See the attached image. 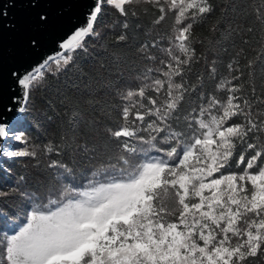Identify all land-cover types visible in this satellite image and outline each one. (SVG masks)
Masks as SVG:
<instances>
[{
	"label": "snow or ice",
	"instance_id": "obj_1",
	"mask_svg": "<svg viewBox=\"0 0 264 264\" xmlns=\"http://www.w3.org/2000/svg\"><path fill=\"white\" fill-rule=\"evenodd\" d=\"M54 2L0 0V161L29 158L40 170L31 184L14 181L19 211L0 208V264H264V0H73L85 20L73 17L53 41L63 15ZM143 5L158 14L130 25ZM106 6L123 20L106 24ZM169 15L170 29L151 36ZM138 32L150 38L133 56L110 50L131 47ZM6 33L17 38L10 63ZM85 62L99 68L89 75ZM44 90L60 132L41 148L25 131L37 127L29 107ZM38 152L59 159L42 165Z\"/></svg>",
	"mask_w": 264,
	"mask_h": 264
},
{
	"label": "trees",
	"instance_id": "obj_2",
	"mask_svg": "<svg viewBox=\"0 0 264 264\" xmlns=\"http://www.w3.org/2000/svg\"><path fill=\"white\" fill-rule=\"evenodd\" d=\"M142 7H145L148 9L147 14L145 15L142 11V8L138 7L136 10L138 12V18L136 17H129V23L130 25L134 24H140L143 23L145 25H149V22L154 19V17L158 14L157 10L153 8L151 5H143ZM105 16L104 20L106 24H118V22L123 20V17L119 14L118 10L114 9L111 6H106L105 9ZM173 16L169 15L166 23L163 26L160 27H154L151 29V36H163L171 27L173 24ZM150 26V25H149ZM120 34V28L117 26L115 31L110 32L107 36V43L111 45L116 37ZM130 36L133 37L132 39V46L129 48H117V49H110L111 51L115 52H127L129 56H133L135 54V46L139 43L144 41L145 39H149L150 37H146L143 33H129ZM197 36L203 37L208 35L207 29L202 28L198 29L196 32ZM259 37L257 36V39ZM92 46L89 48V51L93 53V55L96 57V60L99 62H107L104 55H102L98 51H93L94 49L98 50L100 49V45L95 41L92 40L91 42ZM165 47H167V43L164 44ZM197 54L205 53L206 48L201 47L200 45H196ZM218 55H223V53L220 52L219 49H217ZM246 54L249 56V58H253V52L250 49H246ZM227 62V59H225V63ZM203 62L201 64L197 65V68H202ZM81 67L83 68V71L85 73H88L89 75L94 74L95 69L99 68V63L95 65V69L93 68V65L88 63H82ZM73 79H79V77L76 76L75 69L68 74ZM63 77L60 78V80H56L52 77H49V83L52 88L60 87L64 88L63 83ZM260 76L257 75V80L259 81ZM87 83V80H84L81 82V87L83 88L84 84ZM259 90V85H258ZM215 94V93H214ZM223 95L222 93L220 94ZM35 101L33 105H30L29 110L33 113V122L37 125V127L29 128L27 131H25V136L29 138L30 144L39 145L41 148L48 144L49 141H52L53 143H56L59 138V132H60V121L55 117L54 112L49 109L48 105L44 103L45 99H50L53 101V103L56 102V97L54 96V93L51 90H44V91H37L35 93ZM78 95H74V99H78ZM99 99L103 102L105 100H111L113 103L116 102L115 98L111 95H104L101 94L99 96ZM81 110L84 111L86 114L91 113L94 115L97 119H100L103 121V116L99 112H92L91 109L88 108L87 105L81 103ZM63 116V113H61ZM48 117H52L55 121L54 123H50L48 120ZM55 138V139H54ZM103 140V136H98L97 141L100 142ZM15 148L23 147V145L16 143ZM38 158L42 165H46L50 160L59 159L55 154H52L50 156H44L42 153L38 152ZM3 161H7L5 163V167L8 169V173H4L2 170H0V177H7L3 182H0V192H8L9 196L6 199L0 200V208H3L4 211L9 212V214L12 213L13 209H16L17 211L20 210L23 200L19 195V192L13 193L11 191L13 187L14 181L20 176L24 175L28 180L29 184L32 183L33 178H35L38 173L39 169L34 167V164L36 163L35 160L29 159V158H21L16 161L7 160V158H4ZM87 166V165H85ZM20 192L25 191V187H21ZM15 218V217H14Z\"/></svg>",
	"mask_w": 264,
	"mask_h": 264
},
{
	"label": "water",
	"instance_id": "obj_3",
	"mask_svg": "<svg viewBox=\"0 0 264 264\" xmlns=\"http://www.w3.org/2000/svg\"><path fill=\"white\" fill-rule=\"evenodd\" d=\"M88 2H91V0H88ZM85 4L82 2H73V0H59V2H54L52 4V13L55 16L59 10H63V15L58 18L59 28L54 31L51 34L50 39L55 41L59 38L60 33H68L70 34V31L73 27L76 25L71 24L73 17H78V23H82L85 20V17L82 15V12L84 11ZM17 43V38L10 35L5 34L4 36V55H5V61L6 63H10V52L9 50L12 49ZM11 84V81L5 79L4 81V90L5 95H7V91L9 88V85ZM10 119H13V117H9ZM2 143V141H0Z\"/></svg>",
	"mask_w": 264,
	"mask_h": 264
},
{
	"label": "rangeland",
	"instance_id": "obj_4",
	"mask_svg": "<svg viewBox=\"0 0 264 264\" xmlns=\"http://www.w3.org/2000/svg\"><path fill=\"white\" fill-rule=\"evenodd\" d=\"M16 143H19V142H10V146L13 147V148H15V146H13V145H15ZM6 147H7V145H6ZM2 159L4 160V158H2Z\"/></svg>",
	"mask_w": 264,
	"mask_h": 264
}]
</instances>
